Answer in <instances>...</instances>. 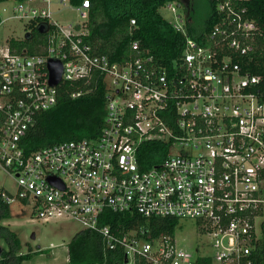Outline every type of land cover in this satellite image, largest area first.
I'll use <instances>...</instances> for the list:
<instances>
[{
    "label": "built area",
    "instance_id": "2783aa9c",
    "mask_svg": "<svg viewBox=\"0 0 264 264\" xmlns=\"http://www.w3.org/2000/svg\"><path fill=\"white\" fill-rule=\"evenodd\" d=\"M247 1L210 0L217 20L201 41L190 36L180 5L168 4L185 38L172 68L144 54L138 41L123 62L99 53L90 43V0L75 6L79 22L57 21L53 0L0 3V28L26 22L24 36L0 44V168L16 183V193L2 191L0 202L19 204L40 223L78 222L107 249H121L123 264H255L264 225V75L244 71L232 54L250 55L264 34ZM50 60L63 67L56 86ZM100 84L106 114L97 138L24 151L37 116L61 94L77 100ZM146 142L169 150L143 171L138 153ZM107 212L197 220L213 253L194 256L175 235L151 238L142 226L103 224Z\"/></svg>",
    "mask_w": 264,
    "mask_h": 264
},
{
    "label": "trees",
    "instance_id": "16d2710c",
    "mask_svg": "<svg viewBox=\"0 0 264 264\" xmlns=\"http://www.w3.org/2000/svg\"><path fill=\"white\" fill-rule=\"evenodd\" d=\"M27 0H0V3ZM83 0H70L71 5L79 6ZM210 2V0H209ZM89 29L90 43L101 54L109 56L114 62H123L135 53L132 51L133 41L140 43L144 54L152 55L155 61L164 67L172 68L182 57L185 47L184 36L177 32L166 20L160 10L170 3L182 5L184 0H90ZM211 12L201 29L191 25V7H186L189 19L187 25L192 38L201 41L216 23L214 7L210 3ZM248 16L255 19L264 33V0H249L244 3ZM136 25L131 26V20ZM33 35L40 39L37 30ZM255 50L246 57L232 53L242 65L243 70L264 75V34L255 40ZM19 47L21 42H14ZM24 45V43L22 44ZM105 88L100 84L94 94L71 100L61 94L58 104L51 110L40 113L35 124L28 130L21 142V147L29 154L41 148L57 143L95 139L101 133L105 119ZM169 145L162 142H146L138 153L141 170L146 171L163 162L168 154ZM108 218L102 223L111 224L114 228L124 226L127 230L142 226L149 237L163 234L175 235L179 225L178 218H145L139 214L107 212ZM12 217L11 207L0 202V240L2 247L0 261L3 264H23L42 250L22 254V242L18 235L2 223ZM68 264H123L124 252L119 249H107L103 238L91 230H81L68 244ZM255 264H264V225L262 236L253 250ZM207 264L210 260L206 261Z\"/></svg>",
    "mask_w": 264,
    "mask_h": 264
},
{
    "label": "rangeland",
    "instance_id": "374dc122",
    "mask_svg": "<svg viewBox=\"0 0 264 264\" xmlns=\"http://www.w3.org/2000/svg\"><path fill=\"white\" fill-rule=\"evenodd\" d=\"M38 2L40 0H37ZM63 6L59 0H53L54 17L60 22H79L82 21L75 6L71 5L69 0H65ZM191 4V22L188 19L185 5ZM162 16L170 23L177 22L175 15L164 7L160 10ZM211 12L209 0H184V3L178 7V15H185L188 22L198 30L202 28L206 19ZM26 22L8 21L0 28V44H5L6 39L10 36L22 37L26 32ZM16 193V183L11 175L0 168V193ZM10 220L2 224L8 226L14 231L22 242V254L42 250V253L33 257L32 260L23 264H68V244L71 239L83 227L76 221L60 220L50 223H40L34 221L31 217L30 210H22L17 204H11ZM34 236V238H33ZM176 243L179 248L191 252L194 256L199 254H212L211 240L203 234L199 227L198 221L194 219H180L179 225L175 232ZM0 245L5 247L3 241Z\"/></svg>",
    "mask_w": 264,
    "mask_h": 264
},
{
    "label": "water",
    "instance_id": "95a60500",
    "mask_svg": "<svg viewBox=\"0 0 264 264\" xmlns=\"http://www.w3.org/2000/svg\"><path fill=\"white\" fill-rule=\"evenodd\" d=\"M38 31L40 33H44L45 32L44 26H41ZM48 67H49V72H50V83L52 86H56L61 80L62 71H63L62 64L59 61L50 60ZM1 253H2V246L0 245V255ZM0 264H3V263L0 261Z\"/></svg>",
    "mask_w": 264,
    "mask_h": 264
},
{
    "label": "flooded vegetation",
    "instance_id": "af4514ba",
    "mask_svg": "<svg viewBox=\"0 0 264 264\" xmlns=\"http://www.w3.org/2000/svg\"><path fill=\"white\" fill-rule=\"evenodd\" d=\"M185 6H186V7H187V6H190V7H191V4H189V5H185Z\"/></svg>",
    "mask_w": 264,
    "mask_h": 264
}]
</instances>
